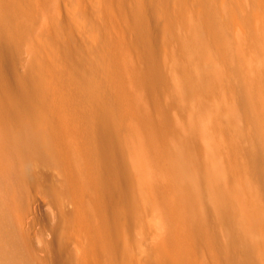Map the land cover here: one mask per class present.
<instances>
[{
    "label": "rangeland",
    "instance_id": "rangeland-1",
    "mask_svg": "<svg viewBox=\"0 0 264 264\" xmlns=\"http://www.w3.org/2000/svg\"><path fill=\"white\" fill-rule=\"evenodd\" d=\"M208 1L207 12L202 14L197 10V5H200L198 0H0V95L4 90L8 94L15 95L14 100L11 97V101L17 102L19 106L28 98L32 101L43 98L44 95L46 103L41 109L35 110L37 106L35 103L27 107L29 106L30 112L33 109L35 113L43 111L49 117V121L38 120V124L26 131L24 135L25 126L21 128L23 124L17 123L20 120L12 117L10 123L8 116L0 107V244H2L0 249L3 248V251L5 249L4 253L10 250V252H15L18 249L16 255L14 254L11 258L15 259L14 261L10 259L12 252L8 254V258L1 259L0 264L9 259L14 262L12 264H186V262L187 264H264V255L261 251L264 249V178H262L264 171L262 169L260 171L258 167L264 163L260 161L259 165V159L264 158H261L264 151L261 148H264V124L262 126L261 123L264 122L258 123L254 117L252 120L253 114L256 113L252 114L254 108L250 109L253 102L247 89L244 90L246 94L243 90L241 94L239 91L231 92V90L234 91L232 89L234 87H236L235 90L244 89L243 84L244 87L245 84L247 86L248 76L259 67L264 71V27L262 29L255 27V25L264 23V0ZM257 16L262 18L260 24L256 22ZM236 18L241 22H246L243 30L250 28L251 36L243 31L242 34L237 33L239 31H236L233 22ZM161 19H166L171 23L170 30H166L164 35L158 33L157 30L161 25ZM249 22L255 24L253 28L250 27ZM215 32L223 35L221 38L223 37L224 40L223 38L214 40ZM162 38L165 40V47L169 53V58L166 59L161 57L163 47L160 48L157 45V40H162ZM255 38L259 39L260 45H255L258 43ZM183 39L188 45L192 44L190 46L191 62L187 59L190 58L188 53H185L187 55L185 58L186 55L182 49L179 50ZM261 48H263L262 51ZM258 50L260 51L257 52ZM173 54L177 56L174 57ZM234 61H237L236 64L233 63ZM184 62L188 64L185 65ZM229 64H231L230 67H228ZM235 66L236 69H234ZM229 71L234 72L229 73ZM229 74H232L233 78H229ZM262 74L264 78V72ZM192 75L196 77L193 78ZM189 79L195 82L197 79L200 86H206L203 80L205 82L207 80L208 85L215 81L211 83V88L209 87L210 90L214 89L208 92L212 94L208 95L203 92L209 88L203 87L207 89L203 90L201 87L202 90H200L197 82L195 84L198 87L195 84L192 85ZM239 80L240 88L237 86L238 83H235ZM222 82L224 83L221 84ZM212 84L218 86L215 87ZM191 85L194 92L199 89L200 93L197 92L200 96L201 91L203 92L202 97L208 95L204 100L201 97L200 104L202 102L203 110H199L201 107L197 101L200 96L199 94V97L194 95L189 88ZM167 93L168 95L165 96ZM189 93L196 98L193 96L192 99ZM238 94L241 96L245 94L247 97L243 95L242 99L239 95L241 100ZM209 96H213L212 102H208ZM263 97L264 95L261 98ZM247 99L249 100L248 105L245 102ZM262 100L264 101V98ZM207 102L209 106L206 109L204 106ZM219 102L220 104L222 102L221 105L224 104L223 110L219 111L222 115L224 114V117L227 116L225 118L227 121L221 120L224 118H221L223 116L220 113L215 114L218 112L215 109L219 108ZM226 102H229L228 106ZM243 102L249 109L243 105ZM155 103L158 106H155ZM225 105L226 108L230 107L225 110L232 116L224 113ZM247 109L252 110V115L247 113ZM25 114L23 112L21 117H18L22 122L24 121V124L29 121L36 123L34 122L35 117L32 118L34 120H24L29 118ZM215 116L218 119L221 118L219 122L222 123L216 122ZM228 117L229 121L232 119L233 121L228 122ZM249 120L252 121L251 124L257 125L252 124L254 126H251ZM223 121L226 122V126L223 125L225 129L221 126ZM31 122L26 126L33 125ZM10 124L15 130L14 133H19L20 129L16 128L20 125L22 135L19 134L22 138L18 134L16 135L20 138L15 137V134L8 130L9 128L12 130ZM257 126L260 129L255 128ZM224 131L226 132L222 135ZM7 132L13 133L14 137L8 134L12 139H7ZM236 133L239 135L237 138L235 136L238 139L236 145L240 143L242 153L240 157L243 160L241 158L240 160L238 156L241 154L239 147H234L232 143L233 147L237 148L233 150L231 142L222 139L226 135L232 137V134L236 135ZM112 134H114V140H105ZM203 134L210 135L206 138L207 142L202 140L206 137H202ZM32 136L33 139L36 137L42 139L44 148L40 145L39 139L33 140ZM212 136L215 139L211 138ZM20 142L23 143L20 144ZM110 142L113 143L112 146L115 149V152L110 155L114 161L121 162V168L111 169L105 164L109 155L107 152L111 148ZM23 144H27L26 147L30 145L27 151L23 148ZM35 144L40 145H37L38 151L35 149ZM19 148L24 149H20L23 153ZM41 149L44 150L41 151ZM228 150L229 154H227ZM192 151L194 155L198 153L195 155L197 156L195 160H193L195 156ZM234 151L238 154L235 155ZM225 152L226 156L223 155ZM226 157L228 159L231 157L229 159L231 163ZM234 157L236 160L239 159L241 164L245 162L243 165L246 169L242 165L246 173V178L244 177L246 180H242L244 184L240 179H236L237 181L235 178L232 179L230 173H227L229 176L226 178L229 179L225 178L226 180L223 176L226 172L221 174L225 170L229 172L228 167L233 164L231 160ZM200 158L206 159L203 161L204 164ZM197 159H200V163ZM222 160H227L229 164ZM256 160L257 162H254ZM185 161H188V164ZM193 161H198L202 168L198 167L200 166L198 163L196 166ZM208 162L210 164H207ZM187 165L192 170L196 166V170H188ZM182 166L186 168L184 171L188 170L187 174L186 172L183 174ZM205 166L210 168L207 167L208 174L205 173L209 176V181L205 179ZM218 166L219 169L224 168L223 172L221 170L219 172ZM179 167H182L181 170ZM262 168L264 169V166ZM166 169L167 171L164 172ZM175 171L182 175L179 174L181 175L179 176ZM168 172H172L174 177ZM196 172L197 175L199 173L198 177H196ZM261 172L263 173L260 174ZM121 179L125 180L128 186H120L117 181ZM199 179L202 182L205 179L203 184L206 181L208 183L203 185ZM112 180L114 184H117V188ZM186 181L190 184L186 185ZM169 184H174L176 187ZM207 184H210L209 187L213 189L214 194L209 192L210 188ZM129 185H134L132 188L135 187V190H131ZM183 185L187 188L191 186L193 191L191 199L195 204L194 208L196 207L194 212L198 210L196 213L198 217L201 215L203 217L198 218L193 212H188L189 216L193 214L188 219L186 218L189 217L188 215L186 217L177 216L180 215L177 213V209L179 210L177 207L180 205L175 202L179 201L178 193L181 188V194L183 193ZM226 185L228 190L225 188ZM214 186L218 188H212ZM245 186L247 189L244 188ZM253 186L256 190H253ZM112 188L116 190H111ZM127 188L135 195L134 193L131 195ZM219 188L223 191H217ZM248 188L251 189L248 190ZM236 190H239L238 193H234ZM201 192L202 196L199 195ZM125 193L131 197V205H133L131 207H135L133 210L129 206L130 209H127L125 205L124 197L126 196L123 195ZM235 194H238L236 200L239 203L242 201L240 204L243 203L244 209L248 207L244 215L252 217L247 218L243 215V219H246L241 220L242 215L236 212L237 210L239 212L240 208L237 206L240 204H237L236 200L233 201ZM204 195L209 197V200ZM198 196L208 202L207 208L205 204L200 203L201 199L199 198V201ZM228 196H232V199ZM133 197L137 199V202H134ZM218 199L226 200L224 205L226 207L227 203L229 209L232 208L233 202L236 203L232 212L235 211L238 214V219L235 213L226 214L228 208L224 205L220 206L221 202ZM196 200L203 206L196 205L194 202ZM216 200L220 202L219 207L215 203ZM132 201L134 204L138 203L136 204L138 206H135ZM209 201L212 203L210 204ZM120 202L125 204H118ZM167 203L173 205L172 208L166 207ZM186 206L190 207V204L186 203ZM203 207L205 210H201ZM211 207L224 210L221 211L222 213L219 210L217 212L220 213L216 210L214 211L216 213H210V210L213 211ZM122 211L124 213H121ZM223 211L226 213L223 214ZM212 213L216 215L212 217V219L215 218L216 223L211 220ZM171 214H177V218L179 217L180 222L178 223L181 227L177 226L180 229L185 223L184 228L178 234L176 226L171 227L167 221L168 215L172 217ZM220 214H223L222 219ZM206 217H210L208 222H205L208 219ZM238 221L243 222L240 225ZM209 222L212 225L214 222L216 225L211 226ZM195 224L196 227H194ZM199 225L205 228L202 230ZM185 226H188L189 230L196 228V231L200 228L201 232L198 231L200 235L195 230V234L192 230L191 232L188 229L185 231ZM206 226L214 232L207 231ZM235 227L238 229L243 227L244 231L246 229L245 233L248 228L249 236L246 235L247 233L244 234L242 229L240 231L244 235L239 236L241 232ZM233 232L238 234H233ZM181 234L185 235L182 237ZM237 235L240 238H237ZM182 238L183 242L186 239L187 242L191 241V244L179 243L178 240ZM192 239H198V241ZM8 241H10L8 243L10 245L7 244L9 247L5 244ZM13 241L18 246L12 243ZM178 243L182 246L187 245L185 248L183 246L187 251L182 250L186 255L175 252ZM208 244H213V246L208 247ZM3 245H6V248ZM193 245L196 249L192 247ZM179 247L181 246H178V251ZM188 248L194 250H189L187 253ZM200 250L202 251L199 252ZM191 253L194 257L191 256L189 259ZM195 253L197 257L199 256L198 259ZM200 253L203 259L200 258ZM231 253H234L233 258L242 256V259L239 257L237 259L242 262L234 261L236 258L232 259ZM254 253H260L262 256L258 257L259 254H257L255 257ZM215 255L217 259L213 260ZM248 257L249 259L252 257L254 262ZM191 258L197 261L194 262L195 260ZM260 260L263 262L261 263Z\"/></svg>",
    "mask_w": 264,
    "mask_h": 264
},
{
    "label": "bare ground",
    "instance_id": "bare-ground-1",
    "mask_svg": "<svg viewBox=\"0 0 264 264\" xmlns=\"http://www.w3.org/2000/svg\"><path fill=\"white\" fill-rule=\"evenodd\" d=\"M195 1H197V0H195ZM208 2H209L208 0H198V3H200V5H199V6L197 5V10H198L200 13L205 14V13L207 12V11H206V6L208 5ZM50 3H51V1H50ZM76 19H77V18H75V20H76ZM75 20H73V22H74ZM162 21H163V22H162ZM261 21H262V18L259 17V16H257V17H256V22H257L258 24H260ZM233 22H234V24H235V26H236V31H239V32H237V33H241V34H242V31H243L244 33H247L248 36H251V35H252V30H251L250 28H246L245 30H243V25H245L246 22H241L238 18L234 19ZM75 23H77V21H76ZM170 25H171V23H170L168 20H166V19H161V25L157 28L158 33L164 35V33H166V30H168V31L170 30ZM249 25H250V27L253 28L255 24L249 22ZM255 27H259V29H262V28L264 27V23H262L261 25H255ZM187 30H188V29H187ZM188 31H189V30H188ZM221 36H223V35H220L219 33H216V32L213 34V38H214V40H216V39H218V38L220 39ZM254 37H255V34H254ZM215 38H216V39H215ZM222 38H223V37H222ZM222 38H221V40H222ZM219 39H218V40H219ZM255 39H256V41L258 42V43H255V45H256V46H257V45H260V44H259V39H258V38H255ZM223 40H224V38H223ZM157 45H158V47H160V48L163 47V50H164V51L162 52L161 57L163 56L162 58H164V59L169 58V53L167 52L168 50H167V48L165 47V40H164V38H162V40H157ZM190 46H192V44L188 45V43H187V41H186L185 39H183V40L181 41V45H179V50L182 49V52H184V54H185V53H186V54L188 53V57L191 58V59H190V58H187V55L185 54V55H186L185 58H187V59L189 60V62H191L190 60H192V56H191L192 54H190ZM165 49H166V50H165ZM259 49H260V46H259ZM262 50H263V48H261V51H262ZM238 51H239V50H238ZM259 51H260V50H258L257 52H259ZM191 53H192V52H191ZM184 54H182V56H184ZM170 56H171V55H170ZM173 56L175 57V56H177V55L173 54ZM173 56H172V58H173ZM161 57H160V58H161ZM170 59H171V57H170ZM193 59H194V58H193ZM188 60H187V61L185 60V62H188ZM194 60H195V59H194ZM194 60H193V61H194ZM185 62H184V63H185ZM189 62H188V63H189ZM235 62H237V61H234L233 63H235ZM188 63H187V64H188ZM194 63H196V62H194ZM233 63H232V64H233ZM187 64L185 63V65H187ZM235 64H236V63H235ZM227 66H228V65H227ZM230 66H231V64H229L228 67H230ZM236 66H239V65H236ZM236 66H235L234 69H236ZM263 66H264V64H263ZM231 68H233V67H231ZM239 68H240V67H238V69H239ZM228 69H230V68H228ZM261 69H262V68H261ZM191 70H192V69H191ZM191 70H190V71H191ZM223 71H224V70H223ZM192 72H193V71H192ZM192 72H191V73H192ZM225 72H226V70H225ZM231 72H234V71H231ZM231 72L229 71V73H231ZM238 72H239V71H238ZM262 72H264V71L260 70V67H259L258 69L255 70L254 73H252L250 76H248V80H249V81H248V84H247L248 87H247L246 84H245V87H247V88L244 87V84H243V88H244V89H242V88H240V87L238 86V85L241 86V84H239L240 80L237 81V82H235L236 84L238 83L237 86L240 88V89L238 88L239 90H237V89L235 90L234 88H236V87H234V85L231 84L232 87H234V88H232L234 91L231 90V92H235V91H236L235 93H237V91H239V93L241 94L245 89L248 90V91H247L248 94H249V92H250L251 95H249V97H250V98L252 97V98H251V99H252L251 101L253 102V106H254V107H253V106H250V109H251V107H252V109H253V108H254V109L256 108V110L253 109L252 114H253V113H256V114H253V116H252V120H253V117H254V120H255L256 122H258V123H261L262 121L264 122V115H263V114H264V101L262 100L264 97L261 98L262 95H264V78H262V75H263ZM191 73H190V74H191ZM223 73H224V72H223ZM223 73H222V74H223ZM236 73H237V72H236ZM236 73H235V74H236ZM235 74H233V75L235 76ZM237 74H238V73H237ZM243 74L245 75V73H243ZM194 75H195V74H194ZM194 75H192L191 77L195 78L196 76L194 77ZM227 75H228V72H227L226 76H227ZM231 75H232V74H231ZM231 75L229 74V78H230V77L233 78ZM236 76H237V75H236ZM242 76H243V75H242ZM245 76H247V75H245ZM225 78H226V77H225ZM189 80H190V79H189ZM201 80H203V79H201ZM207 80H208V78H207ZM207 80H206V82H207ZM209 80H210V79H209ZM219 80H220V79H219ZM221 80H223V79H221ZM211 81H212V79H211ZM211 81H210V82H211ZM223 81H224V80H223ZM190 82H191L192 85H193V84H195L196 82H197V84H198L199 81H197V79H196V82H195V80H192V79H191ZM193 82H194V83H193ZM203 82L205 83L206 86H200V85L198 84V85L200 86V87H199L200 90H202L203 87H205V88L207 87V89H208L209 87L211 88V83H212V82H215V81H212V82L210 83V85H208L204 80H203ZM203 82H201V83H203ZM191 83H190V84H191ZM208 83H209V81H208ZM218 83H219V82H218ZM223 83H224V82H222L221 84H223ZM241 83H242V82H241ZM187 84H188V83H187ZM233 84H234V83H233ZM192 85H191L189 88L191 89V91L194 93L195 96L199 97V96H200V94H199L200 92L198 91L199 89H197V88H193L194 90L197 89V91L199 92V93H198V92L196 91V92H197V95H196V94H195L196 92H194V91L192 90V88H191ZM203 85H204V84H203ZM212 85H214V86L216 87L217 84H212ZM225 85H226V84H225ZM231 85H230V86H231ZM188 86H189V85H188ZM195 86H197V85L195 84ZM217 86H218V85H217ZM219 86H220V85H219ZM235 86H236V85H235ZM193 87H194V86H193ZM197 87H198V86H197ZM201 87H202V89H201ZM205 88H204V89H205ZM210 88L208 89L209 91H208L207 89H205V90H207V91H203V92L208 93V92H210L211 90H214V89H211V90H210ZM190 89H189V90H190ZM204 89H203V90H204ZM218 89H220V87H219ZM229 90H230V88H229ZM240 90H241V92H240ZM242 90H243V91H242ZM191 91H190V92H191ZM219 91H221V90H219ZM222 91H223V90H222ZM164 92H165V91H164ZM203 92L201 91L202 94H201V96H200L199 101H197V102H199V104H200V101H201V97H202V95H203ZM212 92H213V91H212ZM216 92H217V91H216ZM216 92H215V93H216ZM223 92L225 93L226 90L223 91ZM245 92H246V91H244L243 93H245ZM206 93H205L204 95H206ZM215 93H214V95H215ZM217 93H218V95H219V92H217ZM217 93H216L215 96H217ZM198 94H199V96H198ZM209 94L211 95L212 93H208V95H209ZM240 94H238V96H239ZM245 94H246V93H245ZM245 94H243V95H244L245 97H247V95H245ZM8 95H9V97H8ZM167 95H168V93L165 94V96H167ZM189 95H190V96L192 95L191 98L193 99V96H194V95H193V94H190V93H189ZM208 95H207V96H208ZM214 95H213V96H214ZM243 95H242V96H243ZM14 96H15V95H14ZM14 96L11 95V94H8L7 91L4 90V91L2 92V94L0 95V107H1L2 111L5 113V115L8 116V120H10V121H9L10 123H11V119H12V117H14V118L16 117L18 120L21 121V119H19L18 117H19V116L21 117V115L23 114V112L26 113V114H25L26 117L29 116V118L27 117L28 119H24V120L29 121L30 119H32V118L35 117L36 121H35L34 119H32V120H34V122H36V123L34 124L33 122L29 121V122H31V124H33V125H30V126L27 125L28 128H30V129H28L27 126H26V124H30L29 122H28V123L26 122V124H24V121H23V122H22V121L20 122V121H18V120H15V121H18L17 123H19L20 125H21V123L23 124V126L21 125V128H23V127L25 126V128H24V129H25V132H24V129H23V134H24V133L26 134V131L31 130L32 128H34L33 126L36 125V124H38V123H37L38 120L49 121V117H48V115H45V114L43 113V111H42V112H41V111H38L37 113H35V110L41 109V108L45 105V103H46V97H44V95H43V98L36 99V100H32V101H31V98H28L27 100L25 99V100H26L25 102L22 101V102H23V103L21 104L22 107L19 106V105L17 104V102L11 101V97L13 98ZM195 96H194V98H196ZM207 96H206V97H207ZM213 96H212V97H213ZM240 96H241V95H240ZM240 96H239V98H240ZM242 96H241V98L243 99L244 97H242ZM15 97H16V96H15ZM33 97H34V96H33ZM33 97H32V99H33ZM206 97H205V96L202 97L203 100H204V98L206 99ZM209 97H210V98H209ZM209 97H208V98H209L210 100L207 98V99L209 100L208 102H210L211 99H212L211 96H209ZM9 98H10V99H9ZM166 98H167V97H166ZM241 98H240V99H241ZM250 98H249V99H250ZM260 98H261V100H260ZM242 99H241V100H242ZM12 100H14V98H13ZM15 100H16V99H15ZM17 100H19V99H17ZM196 100H198V98H197ZM203 100H202V101H203ZM228 100H229V99H228ZM241 100H239V101H241ZM247 100H248V99H247ZM247 100L245 101L246 104H247V102H249V100H248V101H247ZM36 102H37V103H36ZM154 102H155V101H154ZM205 102H206V101H205ZM208 102H207V105L205 104V106H204L206 109L208 108L207 106H209ZM211 102H212V101H211ZM245 102H243V105L245 104ZM31 103H35V104H37L36 109H35V110L33 109L32 112H30L31 110L28 108L29 106L27 107V105H29V104H31ZM201 104H202V102H201ZM201 104H200V107H201ZM217 104H218V103H217ZM217 104H216V106H217ZM221 104H222V102H221ZM221 104H220V102H219L218 105H219V108L221 107V109L216 108L215 110L218 111V112H216L215 114H217V113L219 114L220 111L223 110L222 107H223V105L225 104V101H224V104H223V105H221ZM226 104H227V106H228V105H229V102H226ZM250 104H251V102H250ZM152 105H154V104H152ZM243 105H242V106H243ZM247 105H248V104H247ZM155 106H158V104L156 105V103H155ZM244 106H245V105H244ZM20 107H21V108H20ZM198 107H199V106H198ZM211 107H212V106H211ZM245 107H247V106H245ZM209 108H210V107H209ZM225 108H226V105H225V107H224V113L226 112ZM227 108H228V107H227ZM227 108H226V109H227ZM229 108H230V107H229ZM229 108H228V109H229ZM247 108L249 109V107H247ZM25 109H26V110H25ZM244 109H245V108H244ZM248 109H247V110H248ZM258 109H260V110L258 111ZM199 110H203V107H201V109L199 108ZM219 110H220V111H219ZM227 111H228V110H227ZM229 111H230V110H229ZM248 111H250V112H248ZM248 111H247V113L250 115L252 110H248ZM255 111H257V112H255ZM21 112H22V113H21ZM27 112H28L30 115H31V113H32L31 118H30V115H29V114L27 115ZM207 112H208V111H207ZM222 113H223V111H222ZM226 113L229 115L230 112H226ZM226 113H225V114H226ZM247 113H246V114H247ZM33 114H36V115L33 116ZM153 114H155L154 111H153ZM220 114H221V113H220ZM252 114H251V115H252ZM157 115H158V113H157ZM157 115H156V116H157ZM221 115H222V114H221ZM154 116H155V115H154ZM212 116H213V115H212ZM222 116H223V117H221V118H224V119H221V118L219 117L221 120H225V118H227V116L224 117V114H223ZM229 116H232V115H229ZM23 117H24V116H23ZM23 117H22V118H23ZM249 117H250V116H249ZM152 118H153V117H152ZM156 118H157V117H156ZM215 118L218 120V121L216 120V122H218V123L220 124V122H221V121L219 122L220 119H218L217 116H215ZM215 118H213V119H215ZM231 118H233V117H231ZM231 118H230V119H231ZM250 118H251V117H250ZM158 119H159V118H158ZM160 119H161V118H160ZM8 120H7V122H8ZM153 120H155V119H153ZM12 121H13V120H12ZM158 121H159V120H158ZM225 121H227V120H225ZM231 121H233V119L229 121V117H228V122H231ZM251 122H252V121H251ZM251 122H250V120H249V123H250V124H251ZM253 122H254V121H253ZM12 123H14V121H13ZM221 123H222V122H221ZM225 123H226V122H225ZM225 123H224V121H223V124L221 125L222 128H224L223 125L226 126ZM19 124H18V125H19ZM159 124H160V123H159ZM252 124H255V123H252ZM252 124H251V126H254V125H252ZM263 124H264V123H261L262 126H263ZM15 125H16V124H15ZM20 125L17 126L18 128H16L17 130L20 129V130H18L19 133H21L20 131L22 130V129L20 128ZM255 125H257V124H255ZM0 126H1V125H0ZM12 126H13V125H12ZM155 126H156V125H155ZM155 126H154V127H155ZM227 126H229V123H227ZM10 127H11V124H10ZM35 127H36V126H35ZM7 128H8V127H6V129H7ZM253 128H254V127H253ZM253 128H251V129L253 130ZM255 128H259V129H260V127H258V126L255 127ZM255 128H254V129H255ZM11 129H12V130H10V128H9L8 130L11 131V132L15 131V130H13V127H11ZM14 129H15V126H14ZM224 129H225V128H224ZM240 129H241V128H240ZM8 130H7V131H8ZM252 130H251V131H252ZM255 130L257 131V129H255ZM255 130H254V131H255ZM0 131H1V129H0ZM11 132H7V136H8V134H9V136H10V134H11V136L15 134V135H14L15 137L17 136L16 134H18V136H20V134H19L18 132H17V133H16V132H15V133L13 132L14 134L11 133ZM225 132H226V131H224V133H222V135L225 134ZM252 132H253V131H252ZM257 132H258V131H257ZM29 133H30V132H29ZM29 133H27V134H29ZM25 134H24V135H25ZM226 134L229 135L228 133H226ZM21 135H22V133H21ZM113 135H114V134H112V136H107V137L105 138V140H110V141H111V140H114L115 138L113 137ZM227 135H226V137H227ZM233 135H234V134H232V137L230 136V137H227V138L225 137V138H222V139L229 140V141L231 142V146H232V147H233L232 143H234V147H237V146L239 147V146H240V143H239V142H238L239 145H236V141H238V139H236V138H237V136L239 137V135H237V133H236V135H234V136H233ZM9 136L6 137V138H7V139H10L11 137L9 138ZM14 136H12V137H14ZM18 136H17V137H18ZM37 136H39V135H37ZM155 136H156V135H155ZM157 136H158V135H157ZM205 136H206V134H203L202 137H205ZM207 136H210V135L207 134ZM207 136H206L205 138H203L202 140H205V141L207 142V140H206ZM235 136H236V138H235ZM20 137H21V136H20ZM20 137H18V138H20ZM35 137H36V136H35ZM153 137H154V136H153ZM233 137H234V138H233ZM21 138H22V137H21ZM28 138H29V137H28ZM33 138H34V137L32 136V139H33ZM36 138L39 139V137H36ZM36 138H35V139H36ZM41 138H42V137H41ZM148 138H149V137H148ZM154 138H155V137H154ZM211 138H214V136H212ZM11 139H12V138H11ZM35 139H33V140H35ZM214 139H215V138H214ZM235 139H236V140H235ZM13 140H14V139H13ZM41 140H42V139H41ZM41 140L39 139V142H41ZM149 140H150V139H149ZM151 140H152V139H151ZM231 140H233V142H232ZM15 141H16V140H15ZM154 141H155V140H153V142H154ZM156 141H157V139H156ZM27 142H28V141H27ZM33 142H34V141H33ZM36 142H37V140H36ZM21 143H23V142H20V144H21ZM25 143H26V141H25ZM42 143H43V142H41L40 145L43 146ZM29 144H30V143H29ZM31 144H32V143H31ZM112 144H113V143H112ZM112 144H111V142H110V147H111V148H110V149L108 150V152H107L109 155H108V157L106 158L105 164H106L108 167H110L111 169H114V168H121V164H120L121 162H118V160H117V161H114V160L112 159V157H111L112 153L115 152V149L113 148ZM24 145H25V144H23V148H25L26 151H27V149L29 148L28 146H30V145L27 146L28 148L26 147L27 144L25 145V147H24ZM35 145H36V146H35V149L37 150V149H38V147H37L38 144H35ZM40 145H38V146H40ZM32 146H34V145H32ZM42 146H41V147H42ZM36 147H37V148H36ZM41 147H39V149H40ZM232 147H230V148H232ZM234 147H233V148H234ZM43 148H44V146H43ZM230 148H229V149H230ZM261 148H262V150L264 149L263 147H261ZM17 149H18V148H17ZM20 149H21V148H19V150H20ZM240 149H241V147H239V150H240ZM242 149H243V148H242ZM19 150H18V151H19ZM21 150H24V149H21ZM21 150H20V151H21ZM43 150H44V149H41V151H43ZM230 150L232 151V149H230ZM233 150H237V148H236V149L234 148ZM37 151H38V150H37ZM39 151H40V150H39ZM258 151H259V148H258ZM21 152H22V151H21ZM24 152H25V151H24ZM234 152H235V153H234L235 155L238 154V153L236 154V151H234ZM239 152L241 153V150H240ZM22 153H23V152H22ZM22 153H21V154H22ZM192 153H193V151H192ZM199 153H200V152H199ZM232 153H233V151H232ZM232 153L230 152V154H231L232 156H234ZM260 153H262V152H260ZM263 153H264V151H263ZM263 153L261 154V158L264 157V156H262V155H264ZM110 154H111V155H110ZM188 154H189V153H188ZM190 154H191V152H190ZM190 154H189V155H190ZM197 154H198V153L196 152L195 155H197ZM224 154H225V156H226L227 154H229V150H228V153H227V154H226V152L223 153V155H224ZM256 154L258 155V153H256ZM189 155H188V156H189ZM191 155H192V154H191ZM193 155H194V153H193ZM195 155H194V156H195ZM199 155H201V153H200ZM223 155H222V156H223ZM231 155H230V156H231ZM240 155L242 156V153H241V154H238L239 159H240V158L242 159V157H240ZM203 156H204V154H203ZM203 156H202V157H203ZM225 156H224V157H225ZM254 156H255V155H254ZM259 156H260V155H259ZM191 157H192V156H191ZM196 157H197V156H195V158H194L193 160H195ZM224 157H222V159H223ZM235 157H236V156H235ZM235 157H234L233 160H231V161L233 162V164H231L230 167H228L229 169L227 168L229 172H227V170H225V171L223 172L222 170H224V168H220V169H219V166H218L217 168L219 169V172H220V170L223 172V173H221V174H224V173L226 172V173H225L226 175H225V174L223 175V176H225L224 179H225L227 176L231 175V176H232V179L235 178V180H236V179H237V180L240 179V180L242 181V180L244 179V177L246 176V175H245L246 173H244L245 170H243V167H242V165L245 164V162H244L243 164H241V163H240L241 161L239 162V159L236 160ZM255 157H256V156H255ZM255 157H254V158H255ZM116 158H117V157H116ZM188 158H189V157H188ZM192 158H193V157H192ZM226 158H227V157H226ZM230 158H231V157H229V159H230ZM236 158H238V157H236ZM200 159H201V158H200ZM200 159H197V160H199V163H200ZM204 159H205V158H204ZM204 159H203V158L201 159L202 162L204 161ZM227 159H228V158H227ZM229 159H228V161H229ZM241 159H240V160H241ZM255 159H256V158H255ZM255 159H254V160H255ZM258 159H259V157L257 156V160H258ZM188 160L190 161V159H188ZM191 160H192V159H191ZM205 160H206V159H205ZM242 160H243V159H242ZM257 160L254 161V162H257ZM222 161H223V162H224V161L226 162L227 160H222ZM228 161L226 162L227 164L231 163L230 161H229V163H228ZM260 161L263 163L264 158H263L262 160L259 159V162H260ZM187 162H188V161H187ZM187 162L185 161L186 164H188ZM193 162H195V164L198 163V161H193ZM206 162H207V161H206ZM242 162H243V161H242ZM261 162L259 163V165L261 164ZM190 163H191V162H190ZM199 163H198V165H200V166H198V167H200V169H201L202 167H201V164H199ZM226 163H224V164L226 165ZM183 164H184V163H183ZM203 164H204V162H203ZM207 164H210V163L208 162ZM221 164L223 165V163H221ZM221 164H220V165H221ZM257 164H258V163H257ZM257 164H256V165H257ZM189 165H191V164H189ZM189 165H187L188 167H186V168H188V170L191 169V168H189ZM179 166H180V165H179ZM185 166H186V165H185ZM193 166H194V165H193ZM196 166H197V164H196ZM196 166H194V169H193V170H196ZM223 166H224V165H223ZM223 166H221V167H223ZM243 166H244V165H243ZM262 166H264V163H263L262 165L258 166V167H260V171H261V169H262V171H264V169L262 168ZM124 167H125V169H126V166H125V165H124ZM182 167H183V166H182ZM182 167H181V168H182ZM190 167H191V166H190ZM198 167H197V169H198ZM207 167H208V166H205L206 170H204V171H205V172H204V175H206L205 173H207L206 171H207V169L210 167V165H209L208 168H207ZM224 167H227V166H224ZM244 167H245V169H246V166H244ZM127 168H129V167H127ZM164 168H166V167H164ZM179 168H180V167H179ZM181 168H180V170H181ZM186 168H184V167L182 168L183 174H184V172H186V174H187L188 170L184 171V169H186ZM205 168H204V169H205ZM108 169H109V168H108ZM176 169H177V168H176ZM209 169H210V168H209ZM218 169H217V171H218ZM168 170H169V168H168ZM180 170H177V171L180 172ZM191 170H192V169H191ZM193 170H192V171H193ZM166 171H167V169H166L164 172H166ZM170 171H172V170H170ZM177 171H175V172H177ZM129 172H130V171H129ZM164 172H163V173H164ZM198 172H200V171H198ZM202 172H203V170H202ZM208 172H209V171H208ZM210 172H211V170H210ZM210 172H209V174H210ZM122 173H123V172H122ZM163 173H162V174H163ZM171 173H172V172H171ZM171 173L168 172L169 175H170ZM177 173H178V172H177ZM177 173H175V175H176ZM189 173H190V171H189ZM200 173H201V172H200ZM227 173H230V174L227 175ZM262 173H263V172H261L260 174H262ZM168 174H167V175H168ZM172 174H173V173H172ZM172 174H171V175H172ZM179 174H181V173H178V175H179ZM195 174H196V177H198L199 173H198V175H197V172H196ZM207 174H208V173H207ZM263 174H264V173H263ZM110 175H111V174H110ZM113 175H114V174H113ZM120 175H121V174H120ZM164 175H165V174H164ZM164 175H163V176H164ZM181 175H182V174H181ZM181 175H179V176H181ZM121 176H122V175H121ZM129 176H130V175H129ZM193 176H195V175L193 174ZM200 176H201V175H200ZM116 177H117V176H116ZM122 177H123V176H122ZM164 177H165V176H164ZM172 177H174V174H173ZM175 177H177V175H176ZM196 177H195V179H196ZM201 177H202V176H201ZM203 177H204V176H203ZM125 178H126V177H125ZM128 178H129V177H128ZM128 178H127V180H128ZM169 178H170V177H169ZM192 178H193V177H192ZM204 178H205V177H204ZM207 178H208V179H207ZM245 178H246V177H245ZM247 178H248V176H247ZM262 178H264V176H262ZM130 179H131V177H130ZM164 179H165V178H164ZM170 179H172V178H170ZM174 179H175V178H174ZM190 179H191V178H190ZM190 179H189V181H190ZM205 179H206L207 181H209V176L206 175V178H205ZM205 179H203V182H204ZM226 179H229V178H226ZM226 179H225V180H226ZM117 180H118V179H117ZM117 180H116V181H117ZM172 180H173V179H172ZM191 180H192V179H191ZM196 180H197V179H196ZM199 180H200V179H199ZM235 180H232V181H235ZM237 180H236V181H237ZM244 180H246V179H244ZM116 181H115V182H116ZM193 181H194V178H193ZM200 181H201V180H200ZM207 181H206V182H207ZM229 181L231 182V179H230ZM112 182H113V180H112ZM117 182H119V185H120V186H126V185H127V183H125V180H123V179H121L120 181H117ZM171 182H172V181H171ZM173 182H174V181H173ZM203 182L201 181L202 184H203ZM206 182H205L204 184H206ZM226 182H227V181H226ZM239 182H240V181H239ZM242 182H243V181H242ZM176 183H177V182H176ZM180 183H181V182H180ZM180 183H178V184H180ZM183 183H184V182H183ZM187 183H188V182L186 181V185H187ZM190 183H191V185H193V182L190 181ZM190 183H188V184H190ZM198 183L200 184V182H198ZM198 183H196V184H198ZM207 183H208V182H207ZM209 183H210V182H209ZM215 183H216V182H215ZM234 183H235V182H234ZM252 183H253V182H252ZM113 184H114V182H113ZM181 184H182V183H181ZM204 184H203V185H204ZM210 184H211V183H210ZM210 184H207V185H208L207 187H209ZM230 184H231V183H229L228 185H230ZM242 184H244V182H243ZM114 185L116 186L117 184L115 183ZM134 185H135V184H134ZM134 185H132V186H134ZM169 185H170V184H169ZM184 185H185V184H184ZM184 185H183V186H184ZM216 185H217V184H216ZM232 185L234 186L235 189H237V188L235 187L234 184H232ZM255 185H256V184H254V186H255ZM115 186H113V187H115ZM127 186H128V185H127ZM129 186H130V185H129ZM132 186H130V187L132 188ZM170 186L176 187V186H174V184H173V185H170ZM177 186H178V185H177ZM179 186H180V185H179ZM179 186H178V187H179ZM211 186H213V184H212ZM254 186H253V190H256V189H255L256 187H254ZM135 187H136V185H135ZM135 187L132 188V189L130 188V189H131V190H133V189L135 190ZM195 187H196V186H195ZM200 187H201V185H200ZM207 187H206V188H207ZM215 187L218 188L217 186H214V187H212V188H215ZM226 187H228V186L226 185L225 188H226ZM229 187H231V185H230ZM116 188H117V186H116ZM116 188H115V189L112 188L111 190H114V191H115ZM180 188H181V187H180ZM193 188H194V187H193ZM206 188H205V191L207 190ZM209 188H210V187H209ZM216 188H215V189H216ZM232 188H233V187H232ZM232 188H231V190H232V192H233V189H232ZM244 188L247 189V186H245ZM118 189H120V188L118 187ZM136 189H137V188H136ZM177 189H178V188H177ZM194 189H196V188H194ZM194 189H193V190H194ZM215 189H214V190H215ZM226 189H227V188H226ZM226 189H225V190H226ZM250 189H251V188H250ZM250 189L248 188V190H250ZM123 190H124V189H123ZM123 190H122V191H123ZM128 190H129V189L127 188V191H128ZM134 190H133V191H134ZM173 190H174V189H173ZM181 190H182V188H181ZM181 190H180V191L178 190L180 193H178V191H177V193L179 194V197H180V198H179V201H176V202H175V203L178 202L179 205H180V206L177 207V208H179V210L177 209V213L180 214V215H177V214H176V215H177V216H180V217H186V215L189 216V213H188V212H193V213L196 214V213L198 212V210H197V212H194L196 207L194 208L195 204L193 203V201H192V199H191V198H192V194H193V191H192V189H191V186H190V187L188 186V188H187L186 186H184V189H183V193H182V194H181ZM196 190H201V189H198V188H197ZM203 190H204V189H203ZM208 190H209V192L213 193V191H212L213 189L210 188V189H208ZM208 190H207L206 192H208ZM218 190H219L220 192L223 191L222 188H221V190H220V188L217 189V191H218ZM225 190H224V191H225ZM227 190H228V189H227ZM229 190H230V188H229ZM243 190H244V189H243ZM248 190H247V192H250V191H248ZM125 191H126V190H125ZM127 191H126V193L130 192V191H128V192H127ZM170 191H171V188H170ZM217 191H214V192L217 193ZM234 191H235V190H234ZM238 191H239V190H238ZM238 191L236 190V192H234V193H238ZM171 192H172V191H171ZM173 192H174V191H173ZM203 192H204V191H203ZM206 192H205V194H206ZM226 192H229V191H226ZM242 192H243V191H242ZM252 192H253V191H252ZM252 192H251V194H252ZM254 192H256V191H254ZM118 193H119V192H118ZM123 193H124V192H123ZM126 193H125V194H126ZM130 193H131V192H130ZM132 193H134V192H132ZM132 193H131V195H132ZM198 193H200V192H198ZM222 193H223V192H222ZM125 194H123V195L126 196V197H124V198H125V203H126V204L123 203V202H122V203L120 202V203H118V204H120V205L125 204V205H127V209H130V208H128V206H129V207L133 206V205H131V204H132V203H131V199H130L131 197H130V195H128V194L125 195ZM196 194H197V191H196ZM207 194H208V193H207ZM209 194H210V193H209ZM209 194H208V195H209ZM213 194H214V193H213ZM217 194L220 195V193H217ZM223 194H224V193H223ZM223 194H221V195L223 196ZM232 194H233V193H232ZM232 194H231V195H232ZM249 194H250V193H249ZM123 195H122V196H123ZM127 195H128V196H127ZM134 195H135V193H134ZM199 195L202 196V192H201V194H199ZM229 195H230V193H229ZM204 196H206V195H204ZM237 196H238V194H235V195L233 196V197H234L233 201L237 199ZM240 196H241V194H240ZM115 197H116V196H115ZM175 197H176V195H175ZM177 197H178V195H177ZM194 197H196V196H194ZM194 197H193V198H194ZM223 197H225V196H223ZM228 197H229V196H228ZM230 197H231V199H232V196H230ZM230 197H229V198H230ZM235 197H236V198H235ZM133 198H134V197H133ZM197 198L199 199L200 197L198 196ZM201 198H202V197H201ZM201 198H200V199H201ZM205 198H207V196H206ZM208 198H209V197H208ZM208 198H207V199H208ZM244 198H245V197H244ZM255 198H256V197H255ZM255 198H254V199H255ZM169 199H170V198H169ZM177 199H178V198H177ZM200 199H199V201H200ZM231 199H229V201H232ZM246 199H247V198H246ZM133 200H134V202H137V199L134 198ZM135 200H136V201H135ZM170 200H171V199H170ZM202 200H203V202H202ZM204 200H205L204 198L201 199V202H200V203L205 204V208H207V207H206V204H207L208 202H206V200H205V201H204ZM208 200H209V199H208ZM210 200H211V199H210ZM218 200H219V199H218ZM221 200H222V201H221ZM239 200H240V198H239ZM117 201H118V200H117ZM171 201H173V200H171ZM213 201H214V200H213ZM219 201L221 202V205H220V206H222V205L225 204V201H226V200L223 201V199H220ZM219 201L217 202V200H216V202H215V203L218 204L217 207H219V204H220ZM236 201H237V200H236ZM236 201H235V202H236ZM240 201H241V200H240ZM115 202H116V201H115ZM132 202H133V201H132ZM134 202H133V204H134ZM173 202H174V201H173ZM173 202H172V203H173ZM194 202L196 203V205H198V206H200V207L203 206V205L198 204L199 202H197V200L194 201ZM204 202H206V203H204ZM209 202H210V201H209ZM226 202H227V201H226ZM241 202H242V201H241ZM241 202H240V203H241ZM245 202H248V201H245ZM172 203H171V204H172ZM186 203H187V205L190 204V207H187V206H186ZM211 203H212V202H210V204H211ZM215 203H214V207H215V205H216ZM228 203H229V202H228ZM236 203H237V204H240L239 201H237ZM236 203L233 202L234 205L232 204V208L230 207L231 209H229V207H227L228 204L226 203V207L228 208V212L226 213L225 211H223V214L226 213V214L229 215V212H230V213L232 212V209L234 208L233 206H235ZM136 204H138V203H136ZM136 204H134V205H135V206H138V205H136ZM173 204H174V203H173ZM244 204H245L246 206L248 205V204H246V203H244ZM229 205H230V204H229ZM167 206H170V207H171V206H173V205H170L169 203H167L166 207H167ZM208 206H209V205H208ZM230 206H231V205H230ZM238 206H239V207H238ZM238 206H237V208H240V210H239V212H238V210H237L236 212H237L238 214H240V216L242 215V216H241V217H242L241 220H245L246 218L243 219V215H244V213H245V209H246V208L248 209V207L245 206L246 208L244 209V207H243V206H244L243 203L240 204V205H238ZM249 206H250V205H249ZM212 207H213V206H212ZM212 207H211V208H212ZM224 207H225V205H224ZM226 207H225V208H226ZM131 208H132V207H131ZM134 208H135V207H133L132 210H133ZM171 208H172V207H171ZM237 208H236V209H237ZM120 209H122V207H120ZM197 209H200V208L197 207ZM202 209H204V207L201 208V210H202ZM208 209H209V208H208ZM212 209H213V208H212ZM123 210H126V209H123ZM168 210H169V208H168ZM171 210H172V209H171ZM173 210H175V208H173ZM204 210H205V209H204ZM204 210H203L202 212H204ZM215 210H216V209H213V211L210 210V213H211V212H214ZM217 210H219V209H217ZM217 210H216V212H217ZM222 210H224V209L222 208V209L219 210V211L221 212ZM226 210H227V209H226ZM229 210H231V211H229ZM199 211H200V210H199ZM207 211H208V210H207ZM207 211H205V212H207ZM219 211H218V212H219ZM168 212L170 213V211H168ZM216 212H214V213H216ZM218 212H217V213H218ZM220 212H219V213H220ZM236 212L233 211L232 213H235V214H236ZM121 213H124V211H122ZM173 213H174V212H173ZM187 213H188V214H187ZM199 213H201V211H200ZM214 213H212V215H211V220H212V221L215 219V218L212 219ZM221 213H222V212H221ZM232 213H231V214H232ZM195 214H194V216H197V217H198V214H196V215H195ZM201 214H202V213H201ZM206 214L208 215V212H207ZM223 214H222V215H223ZM238 214H236L235 217H237ZM249 214H250V213H249ZM176 215H175V214H174V215L171 214L172 217L174 216L173 218L170 217V215H168V217H167V221L169 222V224H170L171 227L174 228V226H176L175 229L177 230L176 233L178 234V232H181V229L184 228L183 226H184V224H185V223H184L185 221L183 222L184 224L182 225V228L180 229V228L178 227V226H180L179 223H178V222H180V220H179V217L177 218ZM218 215H219V214H218ZM218 215H217V218H218ZM220 215H221V214H220ZM222 215H221V219H222ZM254 215L257 216V214H254ZM254 215H253V216H254ZM191 216H193V214H192ZM191 216L186 217V218H187V219H188V218H191ZM201 216H202V215H201ZM201 216H199L198 218H200ZM205 216H206V215H205ZM214 216H216V215H214ZM244 216L246 217L247 215L245 214ZM249 216H251V215H249ZM249 216H247V218H248ZM202 217H203V216H202ZM226 217L229 218V216H227V215H226ZM251 217H252V216H251ZM193 218H194V217H193ZM206 218H208V217H206ZM219 218H220V216H219ZM223 218H224V217H223ZM256 218H257V217H256ZM181 219H184V218H181ZM209 219H210V217H209L208 219H206L205 222H208L207 220H209ZM237 219H238V217H237ZM239 219H240V218H239ZM251 219H252V218H251ZM177 220H178V221H177ZM185 220H186V219H185ZM225 220H226V219H225ZM186 221H187V220H186ZM202 221H203V220H201V222H202ZM215 221H216V220H214V222H215ZM188 222L191 223V221H188ZM188 222H187V224L189 225ZM214 222H212L213 225H214ZM216 222H217V221H216ZM216 222H215V223H216ZM242 222H243V221H240V222L238 221V223H240V225H241ZM193 223H194V221L192 222V224H193ZM197 223H200V221H199V222L197 221ZM197 223H196V224H197ZM203 223H204V221H203ZM196 224H195L194 227H196ZM208 224H211V223L209 222ZM208 224H206V225H208ZM177 225H178V226H177ZM202 225H205V224H202ZM213 225L211 224V226H213ZM215 225H216V224H215ZM215 225H214V226H215ZM237 225L239 226V224H237ZM237 225H236V226H237ZM189 226H190V225H189ZM211 226H209V227H211ZM238 226H237V227H238ZM171 227H170V228H171ZM180 227H181V226H180ZM186 227H187V228H186ZM194 227H193V228H194ZM199 227H200L201 229H202V228H203V229L205 228V226L202 227V226H200V225H199ZM237 227H235L237 230L240 231V229H242V232L244 231V230H243V229H244V228H243L244 226H243L242 228H239V229H238ZM173 228H171V230H172ZM178 228H179L180 230H179ZM189 228H190V227H189ZM200 228H198V229L200 230ZM206 228L208 229V230H207V229H206V230H207V231H210V233L213 231V230H209V229H211V228H208V226H206ZM235 228H234V229H235ZM187 229H188V226H185V231H186ZM203 229H202V230H203ZM212 229H213V228H212ZM117 230H118V229H117ZM117 230H116V231H117ZM178 230H179V231H178ZM188 230H189V229H188ZM190 230H192V229L190 228ZM190 230H189V232H191ZM194 230L196 231V228L192 230L193 233L195 232ZM199 230H197L196 232H198ZM237 230H235V231H237ZM119 231H120V230H119ZM119 231H118V232H119ZM183 231H184V230H183ZM233 231H234V230H233ZM245 231H246V229H245ZM245 231H244L243 233H244V234L247 233L246 235H248L249 229L247 228V232H246V233H245ZM8 232H9V231H8ZM8 232H5V233H8ZM173 232H175L174 229H173ZM187 232H188V231H187ZM199 232H201V231H199ZM199 232H198V234H199ZM204 232H205V231H204ZM204 232H202V233H204ZM213 232H214V231H213ZM240 232H241V231H240ZM240 232H239V233H240ZM242 232H241V234H240L239 236H242V234H243ZM120 233H121V231H120ZM120 233H118V234L120 235ZM170 233H171V231H170ZM183 233H184V232H183ZM206 233L208 234L209 232H206ZM206 233H204V234H206ZM8 234H9V233H8ZM194 234H195V233H194ZM194 234H193V235H194ZM196 234H197V233H196ZM233 234H238V233L233 232ZM244 234H243V235H244ZM4 235H7V234H4ZM170 235H171V234H170ZM183 235H185V234H183ZM183 235L181 234L182 237H183ZM186 235H187V234H186ZM193 235H191V236L194 237ZM199 235H200V234H199ZM214 235H215V234H214ZM214 235H213V236H214ZM246 235H245V236H246ZM179 236H180V235H179ZM210 236H212V234H211ZM215 236H216V235H215ZM215 236H214V237H215ZM233 236H235V235H233ZM237 236H238V235H237ZM239 236H238L237 238H240ZM245 236H244V238H245ZM248 236H249V235H248ZM8 237H9V236H8ZM189 237H190V236H188V238H189ZM192 237H191V238H192ZM203 237H204V236H203ZM203 237H201V240H203ZM217 237H218V236H217ZM221 237H223V236H221ZM227 237H228V236H227ZM235 237H236V236H235ZM191 238H190V239H191ZM210 238H211V237H210ZM219 238H220V237H219ZM241 238H243V237H241ZM184 239H185V238H184ZM190 239H189V240H190ZM199 239H200V238H199ZM212 239H213V238H212ZM247 239H248V238H247ZM8 240H9V238H8ZM170 240H172V239H170ZM173 240H174V239H173ZM173 240H172V241H173ZM185 240H186V239H185ZM185 240H184V242H187V240H186V241H185ZM192 240H193V239H192ZM195 240L198 241V239H195ZM195 240H193V241H195ZM201 240H200V241H201ZM207 240H208V239H207ZM210 240H211V239H210ZM210 240H209V241H210ZM231 240H232V239H231ZM242 240H243V239H242ZM10 241H11V239H10ZM10 241L6 242L5 244L7 245L8 243H10ZM178 241H179V243L182 242V244H184V242H183V238H182V239H179ZM178 241H175V242H178ZM193 241H192V242H193ZM211 241H212V240H211ZM213 241H215V240H213ZM247 241H249V240H247ZM190 242H191V241L187 242V244H188V243L191 244ZM201 242H204V241H201ZM206 242H207V241H206ZM222 242H223V241H222ZM234 242H235V241H234ZM241 242H242V241H241ZM243 242H244V241H243ZM243 242H242V243H243ZM12 243L16 244L14 241H13ZM179 243L176 244L177 248H175V250H177V251H175V252H177V253L179 252V253H182V254H185V255H186L185 252H186L187 250L185 251L184 248H185L187 245H185V246L183 245V246H184V248H183L182 244H179ZM207 243H208V242H207ZM212 243H213V242H212ZM224 243H225V242H223V245H225ZM165 244H166V243H165ZM202 244H203V243H202ZM230 244H231V243H230ZM233 244H234V243H233ZM248 244H249V243H248ZM0 245H2V244H0ZM6 245H3L4 248H6V247H5ZM8 245H10V244H8ZM8 245H7V246H8ZM16 245H17V244H16ZM156 245H157V243L155 244V247H156ZM159 245H161V244H159ZM179 245L181 246V247H179V249H180L181 251H180V250L178 251V246H179ZM197 245H199V244H197ZM203 245H204V244H203ZM210 245H211V244H210ZM210 245L208 244V247H209ZM219 245H220V244H219ZM219 245H218V246H219ZM235 245H237V244H235ZM235 245H234V246H235ZM249 245H251V244H249ZM17 246H18V245H17ZM17 246H16V248H17ZM163 246H164V245H163ZM165 246H166V245H165ZM195 246H196V243H195ZM211 246H213V244H212ZM216 246H217V245H216ZM228 246H229V245H228ZM247 246H248V245H247ZM8 247H9V246H8ZM8 247H7V249H8ZM10 247H11V246H10ZM13 247H15V246H13ZM13 247H12V248H13ZM157 247H159V246H157ZM189 247H190V246H189ZM192 247L196 249V247H194V245H193ZM206 247H207V244H206ZM206 247H205V248H206ZM235 247H236V246H235ZM235 247H234V248H235ZM242 247H243V246H242ZM18 248H19V247H18ZM165 248H166V247H165ZM182 248H183V249H182ZM190 248H191V247H190ZM230 248H231V247H230ZM7 249H6V250H7ZM208 249L210 250V248H208ZM212 249H213V248H212ZM231 249H232V248H231ZM235 249H236V248H235ZM238 249H240V248H238ZM253 249H255V248L253 247ZM258 249H259V248H258ZM0 250H1V251H0V254H1V255H0V256H2V257L0 258V262L2 261L1 259H4V258L6 259V258H8V256H9L8 254L13 252V251L10 252V251H11L10 249H9L10 251H8L7 253H4L5 249H4V251H3V248H1ZM12 250H13V249H12ZM14 250H15V249H14ZM164 250H166V249H164ZM168 250H169V249H167V251H168ZM182 250L185 251V252L183 253ZM189 250H194V249H189V248H188V252H187V253H189ZM202 250H203V249H202ZM202 250H200L199 252H201ZM223 250L225 251L224 248H223ZM236 250H237V249H236ZM250 250L253 251L252 249H250ZM16 251L18 252V249L15 250V252H13V255L11 254L10 259H11L12 257H14V254L17 253ZM212 251H214V250H212ZM212 251H211V252H212ZM229 251H230V250H229ZM238 251H239V250H238ZM256 251H257V249H256ZM258 251H259V250H258ZM261 251H263V254H262V255H264V249L261 250ZM261 251H259V252H261ZM5 252H6V251H5ZM196 252H198V251H196ZM218 252H219V251H218ZM220 252H221V251H220ZM225 252L227 253V250H226ZM193 253H194V252H193ZM213 253H215V251H214ZM213 253H212V255H213ZM235 253H236V252H235ZM238 253H240V252H238ZM20 254H21V253H20ZM20 254H18V255H20ZM198 254H199V253H198ZM227 254H228V253H227ZM227 254H225V255H227ZM233 254H234V253H233ZM233 254L231 253V255H232L231 257H232V259H235L236 257L233 258V257H234ZM236 254H237V253H236ZM254 254H256V253H254ZM257 254H259L258 257L261 255L260 253H257ZM257 254H256L255 257H257ZM15 255H16V254H15ZM179 255H180V254H178V256H179ZM216 255H217V254H216ZM216 255H215V256H216ZM225 255H224V256H225ZM237 255H241V254H237ZM262 255H261V256H262ZM175 256L177 257V254H175ZM180 256H181V255H180ZM182 256H184V255H182ZM191 256L194 257L192 253L190 254L189 257H188V255H187V257H188L189 259H190ZM201 256H202V255H201V253H200V258L203 259ZM215 256L213 257V258H214L213 260L217 259V256H218V255H217L216 257H215ZM222 256H223V255H222ZM19 257H20V256H19ZM19 257H18V258H19ZM195 257H196L197 259L199 258V256L197 257L196 253H195ZM238 257L241 258L242 256H241V257H240V256H237L236 260H234V261H236V262L239 261L240 259L237 260ZM245 257H246V256H245ZM249 257H250V256H249ZM249 257H248V259H249ZM252 257H254V255H252ZM252 257L250 258L251 260H252ZM16 258H17V257H16ZM18 258H17V259H18ZM223 258H225V257H223ZM10 259H9V260H10ZM13 259H14V258H13ZM17 259H16V260H17ZM163 259H164V258H163ZM163 259H162V260H163ZM172 259H173V258H172ZM191 259L193 260L194 258H191ZM201 259H200V261H202ZM241 259H242V258H241ZM250 259H249V260H250ZM259 259H260V258H259ZM9 260H8V261H9ZM14 260H15V259H14ZM14 260L11 259V261H14ZM164 260H165V259H164ZM164 260H163V261H164ZM173 260H174V259H173ZM184 260H185V259H184ZM192 260H191V261H192ZM194 260H195L194 262L197 261L196 259H194ZM229 260H230V259H229ZM229 260H228V261H229ZM243 260H244V259H243ZM251 260H250V261H251ZM254 260H257V259H254ZM8 261H5V263H3V264H6ZM11 261H9V263H10ZM234 261H233V262H234ZM247 261H248V260H247ZM250 261H249V263H250ZM260 261H261V260H260ZM3 262H4V261H3ZM18 262H19V261H18ZM230 262H231V261H230ZM240 262H242V260H240ZM243 262H244V261H243ZM252 262H254V261L252 260ZM262 262H263V260L261 261V263H262ZM9 263H8V264H9ZM12 263H14V262H11V264H12ZM181 263H182V262H181ZM184 263H185V262H184ZM189 263H190V262H189ZM237 263H238V262H237ZM246 263H247V262H246ZM16 264H17V263H16ZM182 264H183V263H182ZM186 264H187V262H186ZM191 264H192V263H191ZM193 264H194V263H193ZM195 264H197V263H195ZM201 264H202V263H201ZM203 264H204V263H203ZM232 264H233V263H232ZM235 264H236V263H235ZM240 264H241V263H240ZM244 264H245V263H244Z\"/></svg>",
    "mask_w": 264,
    "mask_h": 264
}]
</instances>
